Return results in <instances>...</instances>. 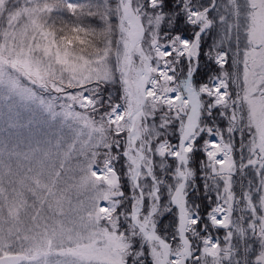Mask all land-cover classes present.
I'll use <instances>...</instances> for the list:
<instances>
[{"label": "snow or ice", "instance_id": "snow-or-ice-1", "mask_svg": "<svg viewBox=\"0 0 264 264\" xmlns=\"http://www.w3.org/2000/svg\"><path fill=\"white\" fill-rule=\"evenodd\" d=\"M0 264H264V0H0Z\"/></svg>", "mask_w": 264, "mask_h": 264}]
</instances>
